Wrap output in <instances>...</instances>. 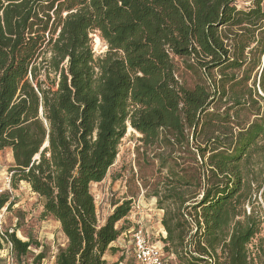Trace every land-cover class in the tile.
Returning <instances> with one entry per match:
<instances>
[{"label":"rangeland","instance_id":"374dc122","mask_svg":"<svg viewBox=\"0 0 264 264\" xmlns=\"http://www.w3.org/2000/svg\"><path fill=\"white\" fill-rule=\"evenodd\" d=\"M174 1L181 2L180 16L173 19L169 27L166 22L155 25V35L149 38L155 46H150L147 54L137 55L134 50L111 51L95 31L90 32L87 44L82 40L81 50L90 49V64L87 65L100 83L92 87V92H86L87 105H93L92 97L103 85L100 77L106 75L109 81L113 79L121 87L116 104L122 105L123 109L116 113L124 111L128 116L124 123L112 129L113 134L120 133L116 129L123 130V134L117 140L111 166L100 182L91 181L87 186L89 194L82 203L91 197L94 215L84 207H81L83 214H79L96 227L94 262L135 264L127 241L129 232L140 227L161 247L168 264H213V248L206 245L204 238L205 231L212 234L213 230L220 241L214 247L219 263L239 264L237 260L233 261L237 258L221 242L229 243L233 229L240 222L243 225L239 227L241 233H246L249 226L256 231L244 247L247 263L264 264V135L255 142L263 151L253 156L258 164L250 168L253 174L260 176L250 175L247 195L240 200L237 216H229L228 207H225L219 222L214 224L212 221L218 212L211 204L226 198L231 190L230 183L224 180L228 167L220 171L209 160L212 149H225L222 151L227 153L230 148L224 140L233 142L237 133L259 123L264 115V0H230L225 11L229 17H225L220 8L213 20V29L203 25V31L215 33V41L234 46L231 55L241 60L251 58L250 61L227 62L213 69H208L197 58L196 51L208 53L199 46L193 33L199 30L202 19L213 14L217 0ZM196 3H203V8L197 7ZM0 26L5 27L4 38L15 44L17 37L10 36L8 28L22 32L24 24L15 21L8 27L5 23ZM158 30L160 36H156ZM58 33L59 30L55 36ZM214 40L205 37L202 41L216 47ZM180 49L184 53L178 52ZM46 56L50 57L49 54ZM51 57H57V54L52 52ZM142 57L146 61L144 66L133 69L137 59ZM66 60L67 65L68 58ZM116 63L121 65L111 73L110 67ZM128 85L130 90L125 88ZM214 89L217 94L212 92ZM153 95L158 96L155 104H151ZM200 95H208L209 99L204 101L203 113L200 111L195 115L198 116L196 122L200 123L194 134L196 127L187 123L185 99ZM61 106L57 102L44 103L43 109H39L46 131L40 152L45 148L50 155L45 158L44 166L45 169L51 166L59 178L63 175L58 168L64 160L63 153L71 150V115L59 118L58 126L51 125L45 116L48 108ZM104 107V103H98L93 116L91 145L94 156H98L97 147L105 136ZM137 120L145 126L154 121V140L136 128L134 122ZM49 141L53 149L48 151ZM39 156L38 152L31 162L37 161ZM15 164L13 148H1L0 236L8 234L17 239L15 252L12 250V264H81L79 256L77 263L67 261L73 241L68 238L62 222L46 211V197L35 192L26 181H13ZM52 191L57 197L55 185ZM228 203L227 197L223 204ZM19 240L27 243L26 254ZM229 257L233 259L229 260ZM0 264H8L7 256L2 252Z\"/></svg>","mask_w":264,"mask_h":264},{"label":"trees","instance_id":"16d2710c","mask_svg":"<svg viewBox=\"0 0 264 264\" xmlns=\"http://www.w3.org/2000/svg\"><path fill=\"white\" fill-rule=\"evenodd\" d=\"M229 1L217 0L213 14L202 19L199 30L193 33L199 46L208 53L196 51L197 58H200L208 69L218 68L231 61L241 62L249 59L245 57L241 60L231 55L234 46L224 42V44L219 43L214 40L213 31L202 30L204 24L208 29H213L215 25L213 20L217 18L220 8H223L225 17H229L225 13ZM196 5L203 8V3ZM181 7V2L174 0H0V25L5 23L8 27L15 21L24 24L22 32L8 28V34L17 37L15 44H12L10 39L4 38L5 27L0 26V149L11 147L14 150L16 173L13 181L18 179L30 183L35 192L46 197V211L57 217L65 226L68 238L73 241V250L69 251L70 257L67 261L77 263L79 256L81 264H95L92 252L95 247L93 236L96 227L79 214H83L81 207H84L86 211L89 208L92 216L94 215L92 198L82 203L84 197L89 194L87 186L91 181L100 182L111 166L116 156L117 140L123 134V130L121 132L120 129H116L120 133L113 134L112 129L121 122L124 123L128 117L124 111L116 113L117 110L123 109L122 105L116 104L121 87L117 81L113 79L109 81L106 75L100 77L103 85L101 84L102 88L94 93L93 105H87L86 92L88 90L92 92V87L100 83L97 81L96 73L87 65L90 64V49L85 47L84 51L81 50L82 40H86L87 44L90 32L95 31L107 42L111 51L123 53L134 50L137 55L147 54L150 52L148 51L150 46H155L149 41L150 35L154 34L155 25L158 22H166L165 25L169 27L171 21L180 16ZM70 11L74 12L69 13ZM228 12L231 10L228 9ZM64 13L68 14L63 17ZM57 30L59 33L55 36ZM160 35L158 30L156 36ZM162 35L164 36L165 33L162 32ZM205 37L214 40L216 47L204 43L202 40ZM240 50L243 54L242 49ZM52 52L57 54V57H51ZM178 52L184 53L183 49ZM47 54L50 57H47ZM248 54L250 55V51ZM145 63L143 57L138 58L133 69H140ZM120 65L121 63L111 65L110 72L112 73L115 68L118 69ZM45 88H48L47 92L44 91ZM125 88L130 90L131 86ZM212 92L217 94L218 91L214 89ZM59 95L62 97L58 98ZM206 98L208 100L209 96L200 95L195 99H185L187 123L196 127L194 134H197L200 123L196 122L198 116L195 115L200 111L203 113ZM157 100L158 96L153 95L151 104H155ZM53 102L62 106L55 108L56 110L48 108L45 118L51 122V125L58 126L62 116L71 115V150L63 153L64 160L58 166L63 171L60 178L51 170V166L45 169V158L50 156L47 150L44 148L40 152L46 131L44 120L39 116V109L40 107L43 109L44 103ZM101 102L105 104V114L102 117L105 121V136L100 147H97L98 156H94L91 128L97 104ZM261 117L259 123L255 122L237 133L233 142L224 140L227 142L226 146L230 148L227 149V153L222 151L225 149L211 150L213 155L209 160L213 165L220 171L228 167V175L224 180L230 183L231 190L227 196L229 202L227 205L223 204L227 197L211 204L214 211L218 212L212 224L219 222L225 207H228L229 216H237L240 200L247 195L246 185L250 183V175L260 176L253 174L250 168L258 164L253 156L264 151L255 144L259 137L264 135V115ZM134 125L148 134L149 139L154 140V121L145 126L137 120ZM47 148L48 151L53 149L50 141ZM197 149L202 151L200 148ZM38 152L39 159L31 162ZM253 179L256 181L255 178ZM54 185L58 190L57 197L53 196ZM6 203L7 201L4 202ZM242 226L240 222L237 223L229 243L224 240L221 243L232 252L234 258H237L229 257V260L248 264L244 247L256 231L253 226H249L246 233H241L239 227ZM12 237L13 235L8 234H5V237L0 236V251L7 239L12 245L13 253L15 252L17 239L15 236ZM204 238L206 245L213 248V264H221L214 249L217 243H220L216 239V230H213L212 234L211 231H205ZM26 244L20 241V246L26 249L25 254L28 248ZM96 263L100 264L99 261Z\"/></svg>","mask_w":264,"mask_h":264},{"label":"built area","instance_id":"2783aa9c","mask_svg":"<svg viewBox=\"0 0 264 264\" xmlns=\"http://www.w3.org/2000/svg\"><path fill=\"white\" fill-rule=\"evenodd\" d=\"M127 244L135 264H168L161 247L152 241L140 227L129 232ZM5 246L0 253H4V256H7V263L12 264V245L7 239Z\"/></svg>","mask_w":264,"mask_h":264},{"label":"flooded vegetation","instance_id":"af4514ba","mask_svg":"<svg viewBox=\"0 0 264 264\" xmlns=\"http://www.w3.org/2000/svg\"><path fill=\"white\" fill-rule=\"evenodd\" d=\"M73 12H74V11H70L69 13H73ZM66 14H68V13H64V14H63V17H64Z\"/></svg>","mask_w":264,"mask_h":264}]
</instances>
